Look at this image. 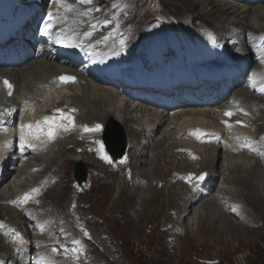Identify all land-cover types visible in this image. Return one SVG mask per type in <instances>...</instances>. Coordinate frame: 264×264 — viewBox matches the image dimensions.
<instances>
[{"label":"rangeland","instance_id":"1","mask_svg":"<svg viewBox=\"0 0 264 264\" xmlns=\"http://www.w3.org/2000/svg\"><path fill=\"white\" fill-rule=\"evenodd\" d=\"M99 1L105 4V10H107L110 15L116 14V10H119V13L122 12L120 11L121 9L131 12L132 21L133 24H135L133 35H138L137 33L142 34L148 27L155 25L157 22H165L166 24L169 23L167 25H171L172 22H177L179 19L181 21L183 20L185 25L189 28L192 27L194 32H197V30L206 32V29H211L210 27L217 31L219 28H216V26L223 24L221 20H217L215 16L209 15L213 7L206 5V3H204L205 7L204 10L201 11V15L208 14V17H205V20L202 18L200 20V18H194L197 17L195 15L187 18L184 17L187 15V11H189L186 9L188 7L184 4V2H186L184 0ZM194 1L198 0H193V2ZM217 1L222 5H220V7L224 6L223 8H231L233 6L235 8H243L244 10L248 9L247 6L241 5V3L234 0ZM77 4L87 12L84 6L80 3ZM262 5L263 8L261 11L259 10L260 12L256 11V13L252 14V17L250 16L248 21L249 24H254L256 28L259 25H264V22H260L257 19V14L264 12V4ZM195 14L197 13L195 12ZM66 15H68V13H66ZM235 18L236 17H233L231 20L233 21ZM114 23L115 26L118 27V30L123 29L120 27L122 22L119 19L115 18ZM156 31L157 33H164L170 30L157 29ZM157 33H153V36ZM142 46L145 47L144 44H142ZM260 69L264 73L262 65ZM232 95H234V93ZM111 96L112 95L109 96L110 100L113 99ZM262 100L264 103V99ZM65 103L67 104L68 102L66 101ZM141 107L143 106L138 107L137 111L133 113L125 111L122 113V109L116 107L115 104L104 106V109L107 111H116L118 118L120 116L122 120H117L116 115L112 114L104 121L102 132L99 135L87 137L98 138L99 140L97 142L103 144V149L105 153L109 155L112 161L111 163L118 166L119 172H117V176H108L101 167V163L99 161L96 162L92 157L89 158V154L82 155L80 157L82 160H79L73 153L67 151V153L61 154L58 152V149H54L53 152L50 153L51 155L49 154V157H46L47 160L52 158V155L53 157L59 155L57 167L46 169L45 166L41 167L38 162L34 163L30 160L28 161L29 167H27L26 171L18 172L17 170L18 168L20 169V167H17L15 170L11 169L10 173L13 175V178L9 179L7 184H13V182H16L17 177L20 176L24 181L28 179L27 185L33 188L36 177L45 179V184H47L43 185L46 189L43 190L44 188L40 187L42 190L40 194H38L37 199L31 201V205L35 210L37 209L41 214L43 213L46 215L48 219L47 225L51 229V238L72 248V254L70 253L67 256L69 257V261L65 260L63 263L264 264V179L261 176L262 179L258 180L260 182H257V188L255 189L251 178L252 175H254V164L259 161V158L253 157L251 154L247 155L248 158L245 159L239 155H234L236 159H231L233 167L230 168L231 166L229 167L228 165L231 163L227 162L226 157L228 155L233 157V155H230L227 151H221V158L217 160V162L215 160V173L217 172L219 179L217 178V180L211 183L219 187L216 188L215 186V188L210 191V194L202 199L198 196L200 200L198 201V199H196L198 201L197 204L191 209L188 208L189 210L187 209V212H183L184 209H182L187 203L180 200L181 208L175 215L176 217L174 216L173 219L171 218V223L175 225V229H169L168 227L165 232L162 230L164 223L167 222L166 216L168 215V211L177 205L175 201H177L179 197L176 191H174V171L178 170L181 166H185V163L181 162L178 157H176V154H174L175 149L181 150V148H185L186 150H181V152L183 151V153L188 156L187 159H193L192 155L190 153L188 154L187 151L189 144L185 139L180 138L181 134L180 137L179 135H169L165 137L166 132L172 131L178 122H183L186 118H193L195 123V125L191 127L193 131L196 127L212 128L214 124H216V120L214 119L215 122H213V118L210 114L213 115L215 113L214 115L216 116L214 117L216 118L217 114L222 115L223 112L218 108L184 109L186 110L185 112L188 111L187 113L189 115L187 117L184 118L183 115L177 116L176 119H168V117H166L165 119H167V121L163 125H160L161 129L157 130L156 127L154 133L151 134L152 140L144 139L148 136L146 132L142 133V135H137L135 132L137 136L134 137L136 139L143 138L141 140L147 146L143 151L139 146L136 149L130 150L131 135L128 132V127L133 126L138 133L143 130L138 124L128 121H131L130 116L133 117L134 115L136 117L135 119H141L144 115L149 120H154L159 114L155 109L148 108L146 111L145 109L147 108L143 107L145 109L141 110ZM136 114L138 116H136ZM223 120L228 119L223 117ZM210 122H212V124ZM137 126H139V128ZM226 127L227 126L222 127V130ZM248 127L256 130V126H254V128L251 123ZM236 129L241 132L240 128L232 126L231 130H228V134L231 133L229 136L232 135V132L229 131ZM123 134L127 142L126 153L121 159L114 160L113 156L107 150L104 140L116 144L119 139H122ZM77 136L78 135H75V137ZM263 137L264 133L260 137L262 141H264ZM163 138H166L167 141H164ZM91 143L93 145L96 142L94 141ZM64 146L63 144V147ZM119 148H121V146ZM209 149H211L209 145L205 146L200 144H197L195 148H190V150L195 153H203L202 151H208ZM170 153L171 156H169ZM129 154L130 158L134 157L129 163L132 166L131 168L128 167L126 161ZM68 155L69 158L67 157ZM42 157L45 156L42 155ZM67 159L69 160L67 161ZM121 161L124 162L121 163ZM78 163H84L88 170V182L84 187H80L75 179L74 171ZM222 163L224 168H222ZM37 166L40 167L37 168ZM7 167H9V165ZM192 167V169L195 170L199 166ZM205 167L210 170L208 164H204V168ZM262 167L264 169V162L262 163ZM40 169H44L45 173L41 172V174H39L40 172L38 171ZM203 170L204 169L198 172L196 176H192L191 174L184 175L182 178L183 182L187 185L196 187V180H198V182L201 181L197 179L200 175L206 173V178H208L210 174V172L208 173ZM26 172H28V174L32 172L31 176L25 175ZM140 174L145 178L147 176L146 182H152V185L150 184L149 186V189H152L151 192L145 191L147 193H143V191L135 185L139 180V178L135 177ZM33 176L35 177L33 178ZM124 177H128L129 180L124 181ZM189 177H192V179L189 180ZM94 178H98V180H94ZM207 181H210V179H207ZM146 182H144L143 185L148 187ZM72 189L78 194V202L74 201V205L70 204L72 198L69 195H71ZM28 190L20 188L14 191L16 192L14 194H17L19 197L23 192ZM156 191H159L160 194ZM164 194V198L163 196L160 198L159 195ZM184 194L186 195L187 193L184 191ZM217 200L219 201L217 202ZM78 203H80V205H78ZM2 204L5 208H9L14 215L13 218L0 222L4 224L3 229L6 231L9 227H13L21 234L25 233L26 240L23 241L24 243L22 242L25 245H31L30 243L36 241L37 237L35 234H27L28 230L32 231L34 225L31 224L29 227L28 221L27 225L24 224L26 222H22L21 216L16 212L13 206L15 202L9 201ZM211 213H215L216 217L214 218L218 219L216 222L209 216ZM4 215L7 214L4 212ZM56 228H59V230L56 231ZM3 231L2 233L6 236H10L11 240H8L6 243H0V259L4 258L3 260H6L9 264H16L15 260L18 259L17 252L19 249H22L23 244H20V240L16 241L15 235L9 234L8 231ZM83 231H88V235H85ZM76 240H79L80 244L74 243ZM13 255L14 257H12Z\"/></svg>","mask_w":264,"mask_h":264},{"label":"bare ground","instance_id":"2","mask_svg":"<svg viewBox=\"0 0 264 264\" xmlns=\"http://www.w3.org/2000/svg\"><path fill=\"white\" fill-rule=\"evenodd\" d=\"M4 1H6V0H4ZM184 1H186V2H184V4L187 5V7H188L186 9L189 10V11H187V15L184 17L187 18V17H191V16L195 15L197 17H194V18H200V20H201V18L202 19H204L205 17L207 18L208 14L207 15L206 14L201 15L202 14L201 11H203L204 7H205L204 3H206V5H210L213 7L210 10L209 15L215 16V18L217 20H221V23H223L222 25H219L221 27L216 26V28H219L217 31L214 30L212 27H210L211 29H206V32H202L201 30H197L198 33H201V34L218 33V36L225 37L227 39L236 38L238 40L239 44L241 45V48L244 47V50L248 53H249V49L247 47L248 36L253 35L256 37H260V36L264 35V25H259L256 28L254 24L251 25L248 23L250 16L252 14L256 13V11H259V10L261 11V9L263 8V5L261 7H259V6L256 8L252 7L250 9L244 10L243 8H235L233 6L231 8H223L224 6L220 7L221 4L217 0H204V1L198 0V1H194V2H193V0H184ZM73 3H74V6H72V8L68 7L67 10H65V15H66V13H68V15H66V17L68 18V21L74 22V25H73L74 29H73L72 33L75 34L78 31L84 32L86 30V25H87V21L89 18V14H88V12H85V10H83L76 2H73ZM192 4H193V7H192ZM195 12L197 14H195ZM257 15H258L257 19L260 22H264V12L259 13ZM233 17H236V18L232 21L231 19H233ZM202 22H204V21H202ZM160 23L163 27H169V30L177 29L178 31H180L181 33H183L185 35H188V34L194 32L192 27L189 28L188 26L185 25V22L183 20L181 21L180 19L177 22H174V23L172 22L171 25H167L165 22H160ZM204 25H205V23H204ZM162 34H163V32H161V33L158 32L157 34L154 35V40H155L154 45H153L154 50L162 49L163 43L165 44L167 41H169V39H168L169 35L164 36V39H163ZM81 36H82V34L78 35V37H81ZM19 45H21V46L25 45L23 47V50L26 53H28L30 51V47H31V40H26L25 37H23L22 40L19 41ZM152 53H154V52H152ZM116 59H118L117 56H116ZM36 60L37 61L28 65L27 67H24V68H21L18 70H14L11 72L7 71L4 68H0V112L3 113V116L0 117V129L4 128L8 124V122L10 121L9 117L7 116L8 112H13V115H15L19 119V121H21L20 124L22 126V134H23V137L25 138V140L27 141V143L28 142H34L35 143L36 141H38L39 144H37V146L38 147H44V151L42 152L41 156L34 155L31 158H29V160H32L34 163L38 162V164L41 167L45 166L46 169L47 168L51 169V168L58 166L57 160H58L59 155H57L56 157H53V155H52V158H49L47 160H46V157H49V154L52 153L54 149H58V152L61 154L67 153V151H69L70 153H73V155H75V157L79 158V160H82V158H80L82 155L89 154V158L92 157L93 160H95L96 162L99 161L101 163V167L104 169V172L106 174H108V176H110V175L111 176H117L118 175L117 172H119L118 166H116L112 163H109L105 159L102 158L103 155H107V154L105 153L104 149L102 152L99 150L100 146H101V143L97 142L99 139L98 138H87V137L84 138V137H82L81 132H83L85 130H94L96 128V125H101L103 128L104 121L106 120V118L108 116H111L112 114L116 115L117 120L118 119L122 120V118H120V116L118 118V116H117L118 114L116 111H114V110L113 111H107L104 109V106H107V105L110 106L111 104L112 105L115 104L116 107L122 109V113H123V111L128 112V113H130V112L133 113V112L137 111L138 107L143 106V105L136 104L134 102L126 103L127 102L126 98L124 95L121 94V92L114 90V89H107V88L99 85V82H98V84H95L86 75H83L82 73H80L78 71L70 70V69L55 65V64L47 61L44 56L39 58V59H36ZM262 68H264V64L262 65ZM256 74H257V77H259L260 75L264 76V73L261 69H257ZM65 76L74 77L75 80L66 82V81H63L60 79V77H65ZM1 77H10L13 80V82L16 84V92H15L13 97L8 98L6 96V92L4 91V88H3V85L1 82ZM251 85H253V84H251ZM248 89H249L248 91L245 87H241V88L237 89L234 92V95L231 96L230 100L228 99V101H226L223 106L218 108L222 112H226V111L236 112V116L233 117L232 120L229 121V123L227 124V126H228L227 134L225 133V130H222V127H224L221 125L222 121H224L223 115L217 114V117L215 118L214 117V116H216V115H214L215 113L213 115L210 114V116L213 118L212 121L215 122L214 119L216 120V124H214V126L212 128H210V127L209 128L208 127H203V128L202 127L201 128L196 127V129L193 131V130H191L192 125H195L193 118L192 119L186 118L185 121H183V122H181L179 120L180 122L177 123V125L172 129V131L166 132L165 137H168L169 135H173V136L179 135V137H180V134H181V138L185 139L186 142L189 144V148L187 147L188 148L187 151H188V154L190 153L192 155L193 159L192 158H191V160L187 159L188 156L185 153H183V151L181 152V150H186L185 148L184 149L181 148V150L175 149L174 154H176V157H178V159L181 162L185 163L184 164L185 166L184 167L181 166L182 168L180 167L178 170L174 171V176H173L174 184H175V185L173 184L174 185V191H176V194H178L179 197H178V200L175 201L177 205L175 207L171 208L167 213L168 214L166 216L167 222L164 223L163 229H162V230H164V232L166 231V229L168 227H169V229L170 228L175 229V225L173 223H171V221L174 218V216L178 213V210L181 208L180 200L187 203L186 206L182 205L183 206L182 209H184L183 212H187L188 208L189 209L193 208V206L196 205L200 199L205 197L202 194H200L199 187H195V186L193 187V186L187 185L183 182L182 178L184 175H187V174L190 175L191 174L192 176L193 175L196 176L198 172H200L202 169H204L203 171H207L208 173L210 172V174L208 175V180L210 179V181H204V183L205 184L211 183L214 180H217V178L219 179L217 172L215 173V167H216L215 166V160L217 162V160H219L221 158V151L222 152L227 151L230 155H233V157H231L229 155L226 157L227 162L231 163L228 165L229 167L231 166L230 168L233 167V165H232L233 162L231 159H233V158L236 159V157H234V155L235 156L239 155L243 159L248 158L247 155L250 151L249 150L244 151V146H242V142H241V140H239L240 136L244 135V139H246L247 145L254 149L253 152H250L251 156L254 157V155H256V152L258 151L257 157L259 158V161L256 164H254V168H253V174L254 175H252V178H251L252 184H254L255 189L257 188V182H260L258 180H260L262 178L264 179V169L262 167V163L264 162V141H262L260 138L264 133V103L262 100L264 98L258 97L256 92H252V86H249ZM110 95H112L111 97H113V99H111V100L109 98ZM64 101L65 102L67 101L68 103L66 104ZM143 107H145V106H143ZM143 107H141L142 108L141 110H144L145 108H147V107H145V108H143ZM145 110L147 111L148 108ZM176 110H179V109H176ZM186 110H183V111L179 110L180 112L178 111L175 113H171L172 111H175V110H172L171 112H167V111L165 112V111L160 110V111H158L159 114L157 115L156 119H154V120H149L144 115H143V118H141V119L140 118L135 119L136 117L134 115H133V117L130 116L131 121L130 120H128V121L132 122L134 124H138L139 126H141L143 128V130L138 133L137 130H135L133 128V126L128 127V132L131 135V139H130L131 141H130V148L129 149L130 150L136 149L139 146V148L142 149V151H143L147 146L141 140L143 138H137L136 139L134 136H137L138 134L142 135V133L146 132L148 134V136L145 137L144 139L149 140V139H151V134L154 133L155 128L157 127L156 128L157 130L161 129L160 125H163L167 121V119H165L166 117H168V119H176L177 116L183 115V117L185 118L189 115L187 113L188 111L185 112ZM245 113H247V114H245ZM136 116H138V115L136 114ZM10 117H12V116H10ZM69 117L71 119H69ZM44 120H45V123H44ZM49 120H51L52 122L49 123L48 122ZM238 120H241L244 123H248L249 125L251 123V125L253 127L256 126V130H253L252 128H251L252 130H250L244 126H237L235 124V122ZM157 123H158V126H157ZM210 123L212 124V122H210ZM28 125L32 126L31 130L27 127ZM229 125H231V127L235 126L237 128H240L241 132H239V131L237 132L236 131L237 129H236V130H233L232 135L229 136L228 130L229 129L231 130V127H229ZM139 126H137V127L139 128ZM5 128L7 129V127H5ZM65 128H68V130L65 131ZM102 128H101V130H102ZM49 130L53 131V136L51 138H49V136L47 134ZM202 130L218 131V132L223 133L224 137H225L224 143L221 145H218V146L209 145L211 147V149H209L208 151H206V150L202 151L203 153L192 152L190 150V148L197 147V144L204 145V144L198 142L197 137L192 135L193 132H200ZM14 132L15 131H13V129H11V131H9V135H6V134L0 132V160H3V162H7L8 160H12V156L14 158L18 159V156L16 154L11 153L12 152L10 149L11 147L8 145L9 140L7 139V136L11 137V135H13ZM135 132L137 133V135L135 134ZM75 135H78V136L75 137ZM36 136H38L39 138L38 139L35 138ZM163 139H162V141H163ZM94 141L96 143H94L92 145L91 142H94ZM164 141H167L166 138L164 139ZM118 142H120V141H118ZM63 144L65 145L64 147H63ZM119 149H118L117 153H119L121 151ZM199 150H201V149H199ZM148 152H149V150H148ZM10 155H12V156L10 157ZM42 155L45 157H42ZM139 155H141V154H139ZM107 156L109 157V155H107ZM129 156H130V154L127 156L126 161H127L128 167L131 168L132 166L129 163L134 159L135 156L133 155L134 157H131V158ZM169 156H171V153L169 154ZM67 157L69 158V155ZM68 160L69 159H67V161ZM204 164H208V168H210V170L207 169L206 167L204 168ZM10 165H12V164H10ZM192 166H199V167L194 170V169H192L193 168ZM223 166L224 165L222 163V168H224ZM27 167H29L28 161L22 163V167H20V169L18 168L17 171L18 172L19 171H26ZM261 168L263 171L261 170ZM114 169H115V171H114ZM7 171H10V169L8 168ZM7 171L4 170L3 168L0 169V172H3L2 177L0 179V202H2V203L9 202V201L15 202L16 207H18L19 205H21L24 202V200L22 199V196L25 195L27 191L23 192V194H21L19 197L17 194H14V193H16L14 191H16L20 188H23L24 190H28L29 188H32V186L27 185L28 179H26L24 181L23 178H20V176L17 177L16 182H13V184H7L8 180H9V176H8L9 174L7 173ZM38 172H40L39 174H41V172H44V169H40ZM131 172L134 173L133 171H131ZM31 174H32V172H30L29 174H28V172L25 173V175H27V176L28 175L31 176ZM134 174H136V173H134ZM261 176H262V178H261ZM34 177L35 176H33V178ZM45 178H47V177H45ZM135 178H139V180L137 179L138 182H136L135 185L137 186V188H140L143 191V193H147V192L152 191V189H149V186H150V184L152 185V182H146L147 176L145 178V177H143L142 174H140V175H137ZM94 180H98V178H94ZM123 180L128 181L129 179H128V177H124ZM39 182H45V179H43V178L40 179V178L36 177V181L33 184V187H35L36 184L39 185L40 184ZM144 182H146L148 184V187H145L143 185ZM216 184H217V182H216ZM173 185H171V186H173ZM51 186H52V184H51ZM215 186H216V188L219 187L218 185H214V188H215ZM44 189H46V187ZM4 191H6V192L3 193ZM145 191H147V192H145ZM184 191L187 193L186 195L184 194ZM156 192H158V194H160L159 191H156ZM16 196H17V198H16ZM69 196H71V198H72V202L70 201L71 205H74V201L78 202V199H77L78 194L75 190L72 189L71 195H69ZM159 196H160V198L162 196L164 198L165 194L159 195ZM198 196H200V199H198ZM15 198H16V200H15ZM35 198H36V196H29L28 202L32 201ZM196 199H198V201ZM218 201L219 200H217V202ZM2 203H0V222L7 221L8 219L13 218V216H14L13 212H11L9 208H5ZM24 205H25V203H24ZM78 205H80V203H78ZM201 208H202V206H201ZM15 210L21 216L22 222H26L24 224L27 225L28 224L27 220L23 216V211H22L23 209L19 208V209H15ZM4 212L7 215H4ZM32 213L36 217L39 216L40 219H42V220H44V222H46L47 217L43 213L41 214L37 210L35 212L32 211ZM209 216H211L213 218L214 222H216L218 220L217 218H214V217H216L215 213L214 214L211 213V215H209ZM74 228H75V226H74ZM76 228H78V227H76ZM80 228H82V227H80ZM3 230H4L3 228L0 229V243H6L8 240H11L10 236H6L2 233ZM58 230H59V228H56V231H58ZM87 230H89V229H87ZM3 232H6V231L4 230ZM83 232H85V231H83ZM86 232H88V231H86ZM30 233H32V231L28 230L27 234H30ZM24 234L23 233L21 234L22 242L26 240L25 239L26 235H24ZM80 235H82V234H80ZM16 241H17V239H16ZM22 242L20 244L24 243V242L23 243ZM22 246H23L22 247L23 252H24V250L28 251L30 249V245L23 244ZM19 252H20V249L17 253L19 254ZM12 257H14V255ZM3 259H0V260H3ZM15 261H16V264H18V260L16 259Z\"/></svg>","mask_w":264,"mask_h":264},{"label":"snow or ice","instance_id":"3","mask_svg":"<svg viewBox=\"0 0 264 264\" xmlns=\"http://www.w3.org/2000/svg\"><path fill=\"white\" fill-rule=\"evenodd\" d=\"M92 2V0H80V3H82V4H90ZM52 19V17H51V15L49 16V20H51ZM109 21H106V23H108ZM52 27H53V25L51 24V23H48V24H45V27H44V29H43V34L45 35V36H49V35H51V29H52ZM93 28H95V25H93L92 26ZM83 35L86 37V38H90L91 36H92V32H85V33H83ZM66 39H68L69 40V42L67 43V45L66 46H68V47H75V46H77V45H75V44H73L72 42H71V38H66ZM105 39H107V37L105 38ZM92 47H95V45H92ZM60 79L61 80H63V81H74L75 80V78L74 77H67V76H65V77H60ZM4 83H5V85L7 86V88H8V95L9 96H11L12 95V91H11V89H12V85L7 81V80H5L4 81ZM252 87H255V84H253L252 85ZM59 111V110H58ZM11 113L9 112V115H10ZM245 114H247V113H245ZM225 115H228V116H231V115H233V113H231V112H227V113H225ZM3 116V113L2 112H0V117H2ZM69 119H71L70 117H69ZM49 123H51L52 121L51 120H49L48 121ZM237 123H241L240 121H237ZM30 130H31V128H32V126L31 125H28L27 126ZM229 127H231V125H229ZM101 128H102V126L101 125H96V131H100L101 130ZM68 130V128H65V131H67ZM48 136H49V138H51L52 136H53V131L52 130H49L48 131ZM35 138H39L38 136H36ZM199 138V137H198ZM21 142H22V145H23V143H26L27 141L25 140V138L22 136L21 137ZM29 146H31V145H29ZM101 152L103 151V144H101V146H100V149H99ZM102 158L103 159H105L107 162H109V163H111L112 161H111V159L107 156V155H103L102 156ZM124 161H121V163H123ZM206 173L205 174H202V175H200L197 179H199V180H204L205 179V177H206ZM192 179V177H189V180H191ZM35 191H38V189L37 190H35ZM29 199V197H25V203L27 202V200ZM4 227V224L3 223H0V229H2ZM85 235H88L87 234V232H85ZM15 238L17 239V240H20L21 242H22V237L20 236V234L19 233H16L15 234ZM74 243H76V244H80V241L79 240H76V241H74ZM52 251L53 252H57V249L56 248H53L52 249Z\"/></svg>","mask_w":264,"mask_h":264},{"label":"water","instance_id":"4","mask_svg":"<svg viewBox=\"0 0 264 264\" xmlns=\"http://www.w3.org/2000/svg\"><path fill=\"white\" fill-rule=\"evenodd\" d=\"M120 142L112 143L109 141H105L107 146H108V150L113 153L115 160L121 158L124 154H125V150L127 147V142H126V137L123 134L122 139L119 140ZM121 146V148L119 150H121L119 153H117L118 148ZM75 174V179L77 181V183L79 184V186L83 187L87 184L88 181V170L85 166L84 163H78L77 167L74 171Z\"/></svg>","mask_w":264,"mask_h":264}]
</instances>
